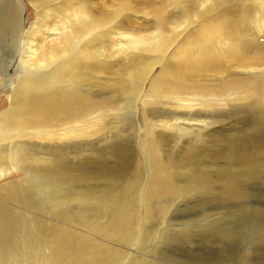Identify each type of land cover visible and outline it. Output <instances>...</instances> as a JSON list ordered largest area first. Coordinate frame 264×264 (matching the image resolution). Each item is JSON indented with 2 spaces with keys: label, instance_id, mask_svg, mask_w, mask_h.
Returning a JSON list of instances; mask_svg holds the SVG:
<instances>
[{
  "label": "bare ground",
  "instance_id": "6f19581e",
  "mask_svg": "<svg viewBox=\"0 0 264 264\" xmlns=\"http://www.w3.org/2000/svg\"><path fill=\"white\" fill-rule=\"evenodd\" d=\"M18 1L0 0V66L18 71L0 112V178L13 177L0 187V264H264V252L245 259L222 248L203 255L200 246H186L188 254L168 246L199 243L189 236L210 225L222 239L220 226L207 223L212 216L173 214L219 192L241 198L240 182L264 177V53L247 58L223 42L231 79L222 72L200 86L199 71H223L225 58L202 66L191 53L224 22L212 18L178 44L192 15L199 23L223 0H139L143 9L125 22L140 38L128 44L121 27L128 0H26L28 28ZM124 44L161 58L110 65L116 53L107 50ZM137 104L147 109L142 140ZM217 146L229 162L210 175L212 161L200 155ZM211 176L221 181L218 192ZM256 235L264 242V230Z\"/></svg>",
  "mask_w": 264,
  "mask_h": 264
},
{
  "label": "rangeland",
  "instance_id": "374dc122",
  "mask_svg": "<svg viewBox=\"0 0 264 264\" xmlns=\"http://www.w3.org/2000/svg\"><path fill=\"white\" fill-rule=\"evenodd\" d=\"M18 2L25 6L24 18H26V20L24 26L25 28H28L29 24L32 22L34 18L33 11L28 6L26 0H19ZM261 2H262L261 0H242V3H236L235 0L231 2L224 0L219 1L217 3L220 5V7L216 11L211 12L208 15H205L203 18L201 17V21L199 23L197 22V19L192 15V18L189 21V26L188 25L183 26L182 30L183 31L188 30V31L185 33L184 37L182 36L181 38H178V44L186 41V38L189 37L191 34L194 33L196 35H200L202 32L210 28L211 26L208 23L211 22L212 18L214 19L220 18V20L224 22L219 28L220 30L217 34L208 35L206 38H204L201 41V43L196 44V46L198 45L197 51L195 50V52L191 53L193 55L192 58L202 66L212 63L211 60H213L214 58H217V60H222V58L223 59L225 58V60L223 61L225 63L222 62V65L220 64L221 65L220 69H222L223 71L216 70L217 68H219L218 66L216 67L212 66L207 69H203L205 71H201V70L199 71L201 73V77L198 81L200 86H205L209 84L208 81H206L207 77L210 78L211 76L216 74L217 76L219 75L221 76L222 72L225 73L228 79H231L228 74V72L230 71L232 72L231 68L233 67V63H231L233 62L232 56L229 55L231 50L224 49V47L222 46L223 42L226 41L231 43L232 50H235V48H237L238 50L248 52V54H246L247 58L254 57V55H258V54L260 55L264 53V45L262 44L264 42L263 39L264 5H262L261 7H257V5ZM127 4L128 7L123 10L122 17L124 18V20L121 26L123 27L122 31L127 35V38L124 42L125 44L133 43V41L139 40L140 38V35L129 33L130 23L126 24L127 22H125V18L129 15V13L131 12L140 13V10L143 9L142 6L140 5L139 0H128ZM113 23L110 25H113ZM141 30L142 28H140V31ZM246 34L253 35L255 39L250 40L247 43ZM168 35L169 37H171L169 31L167 36ZM164 41H165V48H164L165 50L169 41L166 39H164ZM125 44H124V49H121V52H116L111 49L107 50L108 54L116 53L115 58L109 60L108 63L110 65L115 66V63L118 62L121 63L124 61V59L130 58L132 55L134 56L141 55L143 59H145L152 65L158 63L159 59L161 58V55H158L160 53L155 55H151V54L144 55V53L138 52L137 50L133 49V48H139V46L133 48L132 47L126 48ZM178 44H176L175 47L172 48V51L175 48H178L177 47ZM247 58L244 60L243 63L239 65H246L245 63L248 62ZM250 63L253 62L250 60ZM162 68L163 67L161 64L157 65V71L152 73V77L149 78L148 81L151 80L160 71H162ZM17 75H18L17 70L9 69L6 71V69L3 66H0V112L2 110H6L9 106L8 96L11 95L12 93V89L10 85L16 84ZM150 83L146 82V86L144 89L145 93H146L147 85L149 87ZM146 95L150 96L148 94ZM144 108L145 107H143L140 104L136 105L137 114L134 120L135 122L134 131L137 133L138 140H142L144 138L143 137L144 134L142 132V128L144 127V125H142L143 111H145L143 110ZM230 123L231 122L228 121H221L219 127L223 128V126L225 127ZM231 125L233 128H240L242 126L241 125L239 127L234 122H232ZM217 151L223 153V149L217 146L216 151H214L213 148L209 147L206 148V150H204L202 155H200L203 160L206 159V161L208 162L212 161V164L214 163L213 165L211 164V166H208V168L206 169V171H208L210 175H212L214 172V169H212L214 166L217 167H220L222 165L224 166L226 165V163L229 162V160L222 158L221 155L217 153ZM219 161H222L223 163ZM233 167H235V165ZM11 178L13 177H9V176L5 178L1 177L0 187L3 186L7 182V180H10ZM213 178L215 179V177H212V179ZM263 182H264V177H260L258 180H252V182L250 181L249 183L248 181L240 182L239 183L240 185L238 184V187L242 186L239 187L241 189L244 187L243 190L245 189L244 191L246 192V195H244L241 198H237L239 200L235 198L221 199V194L219 192L218 194L216 193L212 195V198L201 200L202 204L199 207L194 206V208L192 209H188L189 208L188 207L185 209H181L180 212L173 214L175 218H179L178 220L181 221L186 220L188 218L189 219L195 218L197 220L200 219L199 215L200 217H203V215L212 216L207 219L208 221L207 223L216 225L217 227L218 225L220 226L218 228L219 230H221L220 232L221 234H218V236L221 237L222 239L214 237L212 236V234H210L211 232L209 230L212 228V226L210 225L209 226L210 228H208V230H206L205 228L197 231L196 232L197 234H191L189 236V238L192 240L197 239L199 241L201 239L199 243L187 244L186 242H178V243H171L168 246H175L176 250H173V252H181L183 254H188L185 252H189L190 250L186 246H192L194 250L197 249L196 246H200L198 247V250H200V252L203 253V255H207V254L212 255L215 254L216 252L218 253V251L221 252L220 248H222L223 250H225L224 252L228 254L233 253L235 255H238L240 258H245V259L250 258L251 255L257 254L258 252H264V242L257 241L258 236L256 235L259 234L260 230L261 231L264 230V183ZM214 183H215V188L217 189L216 191L218 192V188L222 187L221 181L219 179H215ZM241 183H243V185ZM224 229H226L227 232H225ZM223 236L226 238L225 240L223 239ZM202 237L204 238V240ZM220 240H222V242H220ZM252 246H258V247L253 248ZM217 249L220 250L217 251Z\"/></svg>",
  "mask_w": 264,
  "mask_h": 264
}]
</instances>
